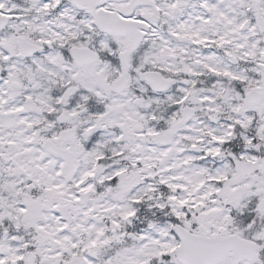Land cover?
I'll list each match as a JSON object with an SVG mask.
<instances>
[{
	"label": "snow or ice",
	"instance_id": "6c2138e0",
	"mask_svg": "<svg viewBox=\"0 0 264 264\" xmlns=\"http://www.w3.org/2000/svg\"><path fill=\"white\" fill-rule=\"evenodd\" d=\"M0 264H264V0H0Z\"/></svg>",
	"mask_w": 264,
	"mask_h": 264
}]
</instances>
